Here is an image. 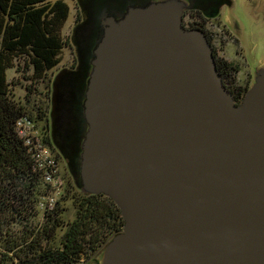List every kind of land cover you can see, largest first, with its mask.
Instances as JSON below:
<instances>
[{
	"label": "water",
	"instance_id": "obj_1",
	"mask_svg": "<svg viewBox=\"0 0 264 264\" xmlns=\"http://www.w3.org/2000/svg\"><path fill=\"white\" fill-rule=\"evenodd\" d=\"M79 1L99 33L53 80L51 133L76 188L123 217L98 264H264V67L236 102L205 33L182 24L190 0ZM67 72L80 122L65 144Z\"/></svg>",
	"mask_w": 264,
	"mask_h": 264
},
{
	"label": "trees",
	"instance_id": "obj_2",
	"mask_svg": "<svg viewBox=\"0 0 264 264\" xmlns=\"http://www.w3.org/2000/svg\"><path fill=\"white\" fill-rule=\"evenodd\" d=\"M90 11L87 22L82 20L75 32L79 59L82 50L93 47L90 42L99 33V15L92 7ZM69 13L64 0H0V264H88L124 224L119 207L110 197L102 193L84 194L69 179L56 203L40 209L39 203L50 186L44 180L45 170L39 167L31 144L17 129L20 119L41 120L43 142L51 146L46 132L47 105L34 102L37 114H32L15 98L11 86L16 83L8 80L7 73L23 61L26 70H32L31 77L46 80L47 89L42 93L48 96V72L60 63L68 43L62 28ZM214 57L223 83H229L225 86L236 102L241 101L250 82L238 85L235 74L239 70L225 58L215 53ZM78 81L79 73L67 72L59 83L61 105L74 118V124L69 121L70 129L62 127L58 132L65 144L72 139L79 121L75 117L78 107L72 105L74 99L80 98ZM54 156L58 162L61 160L58 153ZM68 200L75 214L65 220Z\"/></svg>",
	"mask_w": 264,
	"mask_h": 264
},
{
	"label": "rangeland",
	"instance_id": "obj_3",
	"mask_svg": "<svg viewBox=\"0 0 264 264\" xmlns=\"http://www.w3.org/2000/svg\"><path fill=\"white\" fill-rule=\"evenodd\" d=\"M64 1L69 5L70 9L69 17L62 28V35L68 43L61 53L60 63L48 72L47 76L50 78L48 96L42 93L45 92L44 89H47L45 86L46 80L31 77L33 74L32 70H26L23 61L19 63L18 68L13 67L7 73L8 80L16 83L11 86L15 98L26 105L32 114H37V110L33 109L35 107L34 102L39 103L42 101L45 106L47 105V118H49L50 125H52L50 111L52 107L53 80L60 72L77 68L79 62L74 35L76 28L82 24L81 21L83 20V23L85 22L80 1ZM218 17L221 19H219L220 25L214 20L213 26L208 25L215 33V44L218 56L225 58L239 70L235 74L238 85L243 86L248 82H250V85L253 79L252 72L264 67V0H232L231 4H224L221 7ZM220 28L225 31L222 35H219ZM86 29L85 31H88V26ZM87 34L89 35V32ZM82 35L85 36L86 32L84 34L82 33ZM35 125L38 127V130L43 128V122L41 120H37ZM58 165L59 176L63 180L62 189L65 190L68 179L72 181L73 176L67 168L64 159L59 160ZM66 207L65 220H70L75 214L70 200L67 201ZM99 260L100 255H97L91 261L89 259L88 264H98Z\"/></svg>",
	"mask_w": 264,
	"mask_h": 264
},
{
	"label": "built area",
	"instance_id": "obj_4",
	"mask_svg": "<svg viewBox=\"0 0 264 264\" xmlns=\"http://www.w3.org/2000/svg\"><path fill=\"white\" fill-rule=\"evenodd\" d=\"M17 129L22 137L31 144L34 156L40 168H44V180L50 186L46 196L42 197L39 203L40 209L52 207L59 196L63 193V180L59 176V162L56 160L50 146L43 142L41 129L35 125V122L27 118L20 119L17 122Z\"/></svg>",
	"mask_w": 264,
	"mask_h": 264
},
{
	"label": "flooded vegetation",
	"instance_id": "obj_5",
	"mask_svg": "<svg viewBox=\"0 0 264 264\" xmlns=\"http://www.w3.org/2000/svg\"><path fill=\"white\" fill-rule=\"evenodd\" d=\"M138 1V0H137ZM192 5H191V3ZM190 7L187 8L184 13H183V18H182V24L184 27L186 28H197L202 30L207 39L209 40V43L211 44L212 48H213V54L215 53L216 56H218V51L216 49V44H215V33L213 32V29L210 28L208 25L213 26V20L219 24L220 22V18L218 17L219 13H220V9H216V4L218 2V0H213V2L209 3V4H205V6H200V4H197V0H190ZM204 2V1H202ZM221 3H219L221 5V7L224 4H231L232 0H221ZM85 3V0L83 1V5ZM210 4H213V7L210 6ZM204 8L203 10H196L198 8ZM196 8V9H195ZM220 19V20H219ZM220 25V24H219ZM224 29L220 28V33L219 35L224 34ZM228 33V32H227ZM77 49L78 46L76 45ZM79 51V49H78ZM219 57V56H218ZM225 84L227 85L228 83L225 82ZM46 131V130H45ZM52 129H51V125L49 122V118H47V133L49 135L50 138V142H51V148L53 150V152L58 153L57 150V144H55L56 140L53 142V138H52V133H51ZM45 133V134H47ZM61 160L62 157H61Z\"/></svg>",
	"mask_w": 264,
	"mask_h": 264
}]
</instances>
